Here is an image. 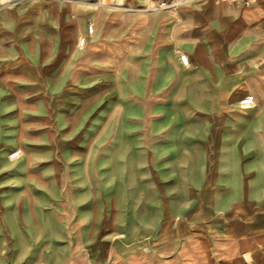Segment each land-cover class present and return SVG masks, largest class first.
<instances>
[{"label":"crops","instance_id":"0c3cea01","mask_svg":"<svg viewBox=\"0 0 264 264\" xmlns=\"http://www.w3.org/2000/svg\"><path fill=\"white\" fill-rule=\"evenodd\" d=\"M93 1L0 0L7 155L19 149L26 157L36 148L42 157L63 158L66 145L92 125L87 143L103 141L108 157L121 158L117 172L125 182L139 169L123 159L143 155L144 145L169 128L150 111L171 101L192 103L198 94L243 132L219 139L218 197L211 208L202 205V229L174 233L166 244L97 245L101 232L91 217L62 215L56 221L73 244L59 247L58 261L35 264H264V0H206L174 14L142 10L147 0H106L100 9ZM246 96L253 106L245 112L239 101ZM74 169L42 166L63 180ZM193 219L192 213L183 218ZM25 247L22 253L37 252Z\"/></svg>","mask_w":264,"mask_h":264},{"label":"rangeland","instance_id":"374dc122","mask_svg":"<svg viewBox=\"0 0 264 264\" xmlns=\"http://www.w3.org/2000/svg\"><path fill=\"white\" fill-rule=\"evenodd\" d=\"M193 97L192 103L171 101L150 111L169 128L159 140L144 145L143 155L123 159L133 172L139 169L125 182L117 172L121 158L108 157L103 141L87 143L92 125L80 141L66 145L63 158L42 157L45 153L36 148H28L24 157L19 149L7 155L8 135L0 119V264H22L25 257L28 264L62 258L59 247L73 244L56 221L62 215L91 217L101 232L97 245L166 244L174 233L202 229L200 214L207 212L203 206L211 208L218 197L219 139L243 131L232 117L207 108L199 94ZM206 135L209 141H202ZM46 165L72 166L75 173L65 174L63 180L62 175L42 172ZM78 167L88 172L81 174ZM188 213L193 214L191 222L183 220ZM25 246L38 253H22Z\"/></svg>","mask_w":264,"mask_h":264},{"label":"built area","instance_id":"2783aa9c","mask_svg":"<svg viewBox=\"0 0 264 264\" xmlns=\"http://www.w3.org/2000/svg\"><path fill=\"white\" fill-rule=\"evenodd\" d=\"M203 0H147V4L142 9L147 12H157L163 11L168 12L171 14L176 13L179 9L190 5L192 3H199ZM229 4H235L240 0H226ZM247 4V2H244ZM94 9H100L106 6V0H94L92 3ZM93 29L91 26L87 27V34L92 35ZM78 45L83 47L84 45V38L79 40ZM178 60L183 67L188 66V59L184 54H178ZM239 106L245 109H248L253 106V99L250 96H246L239 101Z\"/></svg>","mask_w":264,"mask_h":264},{"label":"bare ground","instance_id":"6f19581e","mask_svg":"<svg viewBox=\"0 0 264 264\" xmlns=\"http://www.w3.org/2000/svg\"><path fill=\"white\" fill-rule=\"evenodd\" d=\"M242 108V107H241ZM242 109H245V108H242Z\"/></svg>","mask_w":264,"mask_h":264}]
</instances>
